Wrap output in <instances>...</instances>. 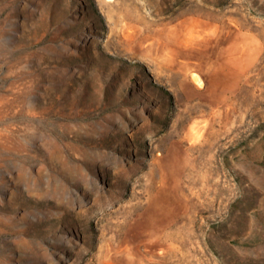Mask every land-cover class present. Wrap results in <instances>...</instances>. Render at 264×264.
<instances>
[{"label": "rangeland", "instance_id": "obj_1", "mask_svg": "<svg viewBox=\"0 0 264 264\" xmlns=\"http://www.w3.org/2000/svg\"><path fill=\"white\" fill-rule=\"evenodd\" d=\"M0 264H264V0H0Z\"/></svg>", "mask_w": 264, "mask_h": 264}, {"label": "bare ground", "instance_id": "obj_2", "mask_svg": "<svg viewBox=\"0 0 264 264\" xmlns=\"http://www.w3.org/2000/svg\"><path fill=\"white\" fill-rule=\"evenodd\" d=\"M168 41H169V40H168ZM168 45H169L171 48H174V45H175V44H174L172 41H169V42H168ZM188 67H189V66H188Z\"/></svg>", "mask_w": 264, "mask_h": 264}]
</instances>
